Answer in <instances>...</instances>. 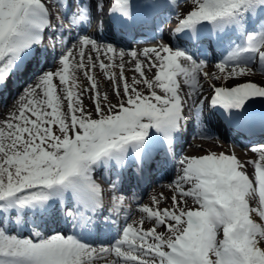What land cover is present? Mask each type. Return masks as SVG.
Listing matches in <instances>:
<instances>
[{"label":"snow or ice","instance_id":"obj_1","mask_svg":"<svg viewBox=\"0 0 264 264\" xmlns=\"http://www.w3.org/2000/svg\"><path fill=\"white\" fill-rule=\"evenodd\" d=\"M190 3L173 30L184 46L170 40L146 48L142 61L135 50H118L122 40L115 33L130 32L167 0H65L56 23L49 0H0V89L36 66L34 82L0 122V264H264V226L252 218L264 221V144L253 146L257 158L244 163L225 153L181 158L174 181L181 199L173 197L171 209L153 199L156 207H139V222H116L129 174L143 179L153 164L175 157L189 101L203 126L201 79L212 92L210 107L228 126L264 134V110L257 112L264 86L212 83L254 74L257 58L264 72V0ZM93 26L96 34L89 35ZM113 29V42L98 39ZM209 50L217 60L214 74L206 71ZM126 55L139 76L131 85ZM49 60L57 70H48ZM97 68L111 82L115 104L100 92ZM153 70L149 79L146 72ZM81 75L88 87H81ZM141 84L147 95L138 90ZM86 93L95 118L84 106ZM97 173L109 189L106 211ZM189 199L194 207H187ZM145 219L153 222L149 230ZM114 226L108 244L85 239Z\"/></svg>","mask_w":264,"mask_h":264},{"label":"bare ground","instance_id":"obj_2","mask_svg":"<svg viewBox=\"0 0 264 264\" xmlns=\"http://www.w3.org/2000/svg\"><path fill=\"white\" fill-rule=\"evenodd\" d=\"M145 49V47H141V48H138V50L136 51L137 53H138V56H139V58L143 61L144 60V57H143V55H142V53H143V50ZM103 58V57H102ZM117 63H119V60H117ZM124 63H125V67H124V75L127 77V78H130V77H134V76H137L138 74L137 73H135L134 72V67H135V63L132 61V58L130 57V56H128V55H126L125 56V58H124ZM59 67V65L56 67V69L55 70H57V68ZM117 71V75H119V70L117 69L116 70ZM154 72H155V70H153V72H146V73H148V75L150 76V78L149 79H151V78H153V76H154ZM211 73V72H210ZM257 75V74H256ZM96 78H97V81H98V83H100L101 85H102V87L105 89L106 88V92H107V89H108V87H111V82L110 81H108V80H106V79H104V78H102L101 77V74H100V71H99V69L97 68V70H96ZM202 80V84H203V87H204V95L206 96L207 94H208V92H209V87H208V83L206 82H203V79H201ZM254 81L255 82H258L259 81V78H258V80H256V79H254ZM34 82V81H33ZM221 82H224V80H221V81H215L214 82V84L215 85H220L221 84ZM264 82V81H263ZM183 84V83H182ZM182 84H181V94H186L187 93V90H186V88H183L182 87ZM259 84L261 85V86H264L263 84H261L260 82H259ZM112 88V87H111ZM23 92V91H22ZM22 92H20L18 95H16L14 98H13V96H8V99L4 102V104H5V107H4V109L1 111V112H3V113H5L6 111H7V109H9V112H13V111H15V109H16V105H17V102H18V99H19V97H20V95L22 94ZM89 94H84V101L86 100V98H87V96H88ZM204 102V107H205V101H203ZM189 105H192L191 104V101H189L188 102V104L186 105V106H189ZM198 106V105H197ZM208 119L211 121L212 120V116H209L208 117ZM215 131V130H214ZM192 139H190V141H191ZM214 143V145H212ZM212 144H208V145H205V144H200L198 147H196L195 149H194V147L196 146V145H190L191 147L190 148H188V151H186V154H185V157H187V156H191V157H200V156H203V155H206V154H208V152H209V150H222V151H224V152H226V153H228V154H230L231 153V148L229 147V146H227V145H220V144H218L217 142H212ZM234 153H236V152H234ZM238 156H239V158L240 159H242L243 161H246V160H248V159H251V158H257L256 157V155L254 154V153H252V152H250V153H247V152H238ZM248 172H249V174H251L252 173V169H248ZM178 173H179V171H178ZM166 195H169V194H166ZM162 202L163 203H166V207L168 208L169 206H171L170 205V203H169V201H168V199L167 198H163V200H162ZM256 206H258V200H255L254 201V203H253V207H256ZM164 207V206H163ZM172 207V206H171ZM256 215V214H255ZM257 217V220H258V223H260V222H262L260 219H259V217L258 216H256ZM220 238H222V236L220 237ZM99 264H107V262H105V261H100V263Z\"/></svg>","mask_w":264,"mask_h":264},{"label":"rangeland","instance_id":"obj_3","mask_svg":"<svg viewBox=\"0 0 264 264\" xmlns=\"http://www.w3.org/2000/svg\"><path fill=\"white\" fill-rule=\"evenodd\" d=\"M192 7V5L189 7V9ZM136 78H139V76H135ZM81 85H82V88H85V87H87V83H86V81H84L82 78H83V76L81 75ZM251 79H256V78H254V76H253V78L252 77H247V78H245V79H243V80H251ZM264 79L263 80H261V79H259V81L258 82H260L261 84H263L264 85ZM239 81H231L230 83H229V85H231V84H236V83H238ZM132 82H129V84H131ZM142 85V84H141ZM140 85V86H141ZM139 86H137V88H138ZM139 88H141V89H143V90H141V92H144V93H148L147 92V90H146V88H145V86L144 85H142L141 87H139ZM138 88V90H140ZM106 92V88L105 89H102L101 88V93L103 94V93H105ZM108 95H109V99H111V100H114L115 101V98H114V96L112 95V93H111V90L110 89H108ZM84 106H85V108L88 110V111H90V112H93V117H95V113H94V109H93V104H92V100L89 98V95L87 96V98H86V100L84 101ZM11 113H6L5 114V117L3 116L2 118H1V120H2V122L10 115ZM253 217V216H252ZM151 223V221H147V220H145V222H144V224H143V227H146V226H148L149 224ZM158 232H161V233H163L164 232V229L163 228H159L158 229Z\"/></svg>","mask_w":264,"mask_h":264}]
</instances>
